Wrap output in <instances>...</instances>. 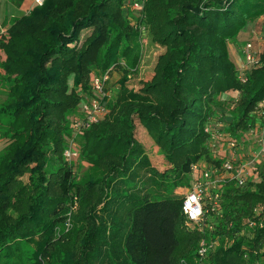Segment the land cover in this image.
I'll return each instance as SVG.
<instances>
[{"label": "trees", "instance_id": "trees-1", "mask_svg": "<svg viewBox=\"0 0 264 264\" xmlns=\"http://www.w3.org/2000/svg\"><path fill=\"white\" fill-rule=\"evenodd\" d=\"M136 1L44 0L0 33L1 264H21L24 245L32 264H264V160L257 179L226 180L216 205L205 202L202 230L186 226L174 193L190 187L193 166L223 161L206 131L220 95L238 93L229 141L264 121V49L244 83L228 50L264 16V0H143L140 17ZM135 23L147 27L144 46ZM115 71L103 117L76 137L90 166L78 180L63 155L68 116L93 96V75ZM142 133L159 149L162 170ZM258 219L262 226L250 228ZM202 240L214 245L201 260Z\"/></svg>", "mask_w": 264, "mask_h": 264}, {"label": "built area", "instance_id": "built-area-1", "mask_svg": "<svg viewBox=\"0 0 264 264\" xmlns=\"http://www.w3.org/2000/svg\"><path fill=\"white\" fill-rule=\"evenodd\" d=\"M44 0H33L34 4L41 5ZM143 0H137L132 4V9L136 11L137 16H141ZM136 28L139 29L141 35V44L144 46L146 44V33L147 27L143 23H135ZM2 32V31H1ZM259 51L254 50L252 42H247L243 49L245 65L244 67L238 69V79L244 83L246 81V75L244 70L250 67H256L259 65V59L257 57ZM109 79V74L105 73L100 76L93 75L90 85L93 91V96L81 103L80 111H82L83 116L78 118H73L71 120V136L67 139V146L64 149V158L69 163H72L79 155V148L76 146V137L81 134L86 128L91 124L98 122L104 115V105L101 104V100L107 95L104 92V82ZM234 100L238 98V93H234ZM263 114V112H261ZM219 121H212L209 126L206 127V131L210 134V141L218 139L222 136L221 132L217 129ZM249 144V150L247 152V158L244 156H239L237 152L243 149V146ZM228 149L231 157L225 158L220 167L215 166L204 167L195 165L193 166V177L191 180V185L186 189V192L182 194L183 204L182 212L186 217V226L190 229L197 227L202 230L204 226V214L205 208L204 204L206 201L216 205L218 202L221 192L223 189V184L226 180H233L237 186H243L247 180L250 178L257 179L254 173V167L264 160V121L257 122L254 126L250 127L242 136L240 141H230L228 144ZM240 149V150H239ZM233 151V152H230ZM221 173H227L228 176H221ZM197 197V202L192 204V208H200V214L196 219L190 218L188 214L185 213L184 207L185 203L189 201L190 197ZM71 212L77 206V198L73 197L71 201ZM256 215L262 212V207L254 209ZM69 221V219H68ZM249 227H261L262 221L260 219L253 220L248 223ZM70 226L69 223L66 224V229ZM214 243L207 240H202L199 243L197 249V256L204 259L208 254V251L212 248ZM203 264V263H201Z\"/></svg>", "mask_w": 264, "mask_h": 264}, {"label": "rangeland", "instance_id": "rangeland-1", "mask_svg": "<svg viewBox=\"0 0 264 264\" xmlns=\"http://www.w3.org/2000/svg\"><path fill=\"white\" fill-rule=\"evenodd\" d=\"M31 6V0H0V33L1 31H4L8 28V26L12 23L14 18L19 17L22 14H27L30 10ZM147 41V38H146ZM247 42H252L254 50L260 51L261 49H264V16L258 18L254 22H251L247 25L245 29L240 31L232 40L228 43V50L231 60L234 62L237 69H240L244 67L245 60H244V54L243 49ZM146 45V44H145ZM154 51L148 50L147 54L144 55L142 65L147 66V71H151L154 65ZM121 76L120 72H112L111 75H109V79L104 82V92L107 93V96H109L111 101L113 100L116 90H117V84L118 80ZM143 76V74H142ZM141 76V77H142ZM137 80H139L137 78ZM6 82L4 80V77L0 75V104H2L5 100L6 96ZM106 90V91H105ZM235 95L234 93H231L230 95L222 94L218 97L217 105L215 106V115L214 119L216 121H219V126H217V130L221 132L222 136L218 139H215L214 141L211 140L209 142V147L212 149V156L215 159H219L218 157H221L220 159L224 160V157L229 158L231 157L228 149L229 144V135L226 133V128L231 120V115L233 114V99ZM103 99V98H102ZM101 104L105 106V103ZM84 113L82 111L78 110L74 113L70 114L68 116L69 122L74 118V115L80 117L83 116ZM71 125V123H70ZM144 128V127H143ZM1 129V127H0ZM1 132V130H0ZM140 140L145 143V146L147 148V152L150 156L151 162L153 166H155L158 170H162L164 168V164L162 163V156L160 155L159 149L152 143V140L150 137L144 136V134L139 135ZM79 140V141H78ZM76 140L75 144L79 148L80 139ZM68 144V142H66ZM6 141L5 139L0 135V150L3 149L5 146ZM240 150V149H239ZM249 150V144L243 146V149L237 152L239 156H246L243 158H247V152ZM233 152V151H230ZM72 168L74 173L77 176V179L79 180L82 177V174L87 171V169L90 167L89 163L82 159L80 155L73 160ZM204 167H210V164L208 163H202ZM186 192V189L184 188H177L175 190V194L178 196H182V194ZM23 250L25 251V255L23 260L21 261V264H32L33 263V257H32V248L28 245L23 246ZM1 264V263H0Z\"/></svg>", "mask_w": 264, "mask_h": 264}, {"label": "clouds", "instance_id": "clouds-1", "mask_svg": "<svg viewBox=\"0 0 264 264\" xmlns=\"http://www.w3.org/2000/svg\"><path fill=\"white\" fill-rule=\"evenodd\" d=\"M197 197L193 196L189 198V201L185 203L184 211L186 214L190 216L192 219H196V217L200 214V208L197 207L195 209L192 208V204L197 202Z\"/></svg>", "mask_w": 264, "mask_h": 264}, {"label": "crops", "instance_id": "crops-1", "mask_svg": "<svg viewBox=\"0 0 264 264\" xmlns=\"http://www.w3.org/2000/svg\"><path fill=\"white\" fill-rule=\"evenodd\" d=\"M2 1V0H1ZM34 6V2H33V0H31V6H30V9L32 8ZM30 11V10H29ZM22 15H24V14H22ZM21 16V15H20ZM225 95H230L231 93H224ZM218 158H221V157H218ZM225 159V158H224ZM221 176L222 177H226V176H228V174L227 173H221Z\"/></svg>", "mask_w": 264, "mask_h": 264}]
</instances>
